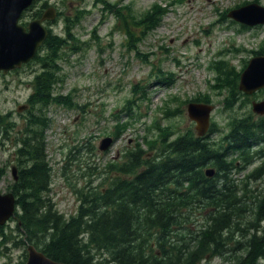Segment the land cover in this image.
I'll return each mask as SVG.
<instances>
[{"label":"trees","instance_id":"16d2710c","mask_svg":"<svg viewBox=\"0 0 264 264\" xmlns=\"http://www.w3.org/2000/svg\"><path fill=\"white\" fill-rule=\"evenodd\" d=\"M94 2L102 5L104 13H114L123 21L131 50L162 23L167 12L156 3L139 18L131 10L126 14V6H115L109 0ZM82 18H65L63 34H50L46 40V64L38 75L34 95L45 110L27 127L29 136L24 140L22 157L30 158V163L16 187L15 213L22 223L24 241L66 264H212L216 257L222 258L221 264H260L264 258V193L254 194L249 182L264 180V159L246 175L243 185L231 175L254 162L251 149L264 143V116L230 117L229 132L216 142L190 128L171 138L173 130L169 126L162 128L154 123L142 137L144 145L138 143L125 151L121 162L107 164V185L80 190L76 213L67 217L57 209L49 196L52 169L46 154L50 125L46 108L52 103L73 106V97L55 93L54 87L62 81L58 60L66 54L67 35L79 42L71 31ZM141 26L142 36L138 37L135 29ZM252 52L262 54L264 43ZM247 64L245 60L236 70L224 58L209 65L217 73L213 87L219 92L228 90L224 99L227 109L245 94L239 82ZM137 88L134 86V92ZM190 101L210 103L211 96L199 94ZM127 103L126 111L132 117L135 99ZM132 124L119 117L112 133L115 140ZM155 129L157 136L153 134ZM216 129L212 123L210 133ZM258 150L255 155L263 157V148ZM209 166L216 168L213 177L206 174ZM198 209L203 221L195 232L188 220ZM188 235L193 245L186 242Z\"/></svg>","mask_w":264,"mask_h":264},{"label":"rangeland","instance_id":"374dc122","mask_svg":"<svg viewBox=\"0 0 264 264\" xmlns=\"http://www.w3.org/2000/svg\"><path fill=\"white\" fill-rule=\"evenodd\" d=\"M48 1L58 2L65 12L54 30L58 34H63L65 18L83 17L71 31L79 42L67 35L68 44L63 49L66 54L58 60L62 81L54 87L55 93L71 95L73 106L52 103L46 108L50 119L46 154L52 169L49 196L67 217L76 213L81 203L80 190L107 185V164L121 162L125 151L138 143L144 145L142 137L154 123L162 128L169 126L173 130L171 138L189 128L197 133L196 123L187 112L191 98L199 94L211 96L208 103L214 106L211 121L217 129L207 136L210 142L221 140L229 132L230 117L249 115L254 119L257 116L252 110L253 99L247 94L242 95L232 109H227L224 99L228 90L219 92L213 87L217 84V73L209 68L212 61L225 58L240 70L245 60L255 56L252 51L263 45L264 25L247 26L228 16L229 10L254 0H109L115 6H126L125 13L131 10L137 17L156 3L167 8L162 23L150 31L135 50L127 45L123 21L114 13H104L100 3ZM257 2L264 5V0ZM142 30V26L135 29L138 37L142 36ZM238 48L240 51L235 52ZM163 73L171 86L167 80L165 84ZM134 86H138L136 92ZM30 92L25 84L18 85L10 77L0 78V109L13 108ZM260 97L264 99V93ZM129 99H135L131 104L132 117L126 111ZM119 117L133 124L108 150H101L104 138H115L112 133ZM19 126H23V121ZM153 134L157 136L158 131L155 129ZM259 147L264 154V143L258 144L251 149L254 162L246 170L232 173L236 183L243 185L246 175L264 159L255 155ZM13 151L5 144L1 146L0 168L9 164ZM11 181L10 172L0 175V191L6 193ZM249 186L256 195L264 193L262 179H251ZM202 221L203 213L199 209L189 215L188 223L195 232ZM192 239L188 235L186 242L193 245ZM21 250L15 249L11 263L25 264L20 257ZM221 263V257L212 259V264ZM260 264H264V258Z\"/></svg>","mask_w":264,"mask_h":264},{"label":"water","instance_id":"95a60500","mask_svg":"<svg viewBox=\"0 0 264 264\" xmlns=\"http://www.w3.org/2000/svg\"><path fill=\"white\" fill-rule=\"evenodd\" d=\"M32 0H0V71L14 69L34 56L39 44L47 37V29L39 30V23L31 24L30 32L18 26L17 21L22 10L31 4ZM228 16L233 20L247 25H264V5L250 2L231 9ZM54 19L55 15L48 16ZM264 88V53L253 56L240 77L239 89L252 94ZM214 106L208 103L190 102L187 106L189 117L196 122L199 136H204L210 127L211 113ZM253 110L264 115V100L253 103ZM114 142L113 137L101 141L100 149L108 150ZM206 174L212 177L214 168H208ZM16 210V196L0 192V225L5 224ZM26 264H66L49 258L33 245L29 246V258Z\"/></svg>","mask_w":264,"mask_h":264},{"label":"flooded vegetation","instance_id":"af4514ba","mask_svg":"<svg viewBox=\"0 0 264 264\" xmlns=\"http://www.w3.org/2000/svg\"><path fill=\"white\" fill-rule=\"evenodd\" d=\"M55 15V18L48 16ZM65 12L61 10L58 2L50 3L48 0H32L31 4L24 8L20 13L17 24L26 32H30L31 24L38 22L37 28L47 29L48 36L56 33L55 27L62 20ZM42 41L37 47L34 56L28 61L14 69L0 71V78H12L18 85L25 84L31 90L29 95L21 102L15 103L13 108L2 111L0 109V148L3 144L8 146V150L13 149L12 159H9V164H5L0 168V175L3 176L10 172L12 181L6 186L7 191L16 196L17 182L20 179L21 172L30 163V158L22 157L25 152L24 140L29 136L26 132L29 122L33 117L42 115L45 110L44 105L37 101L35 93L37 90L38 75L44 70L46 64V40ZM264 93V88L248 95L249 98L255 100H264L260 94ZM259 97V99H256ZM12 101V100H10ZM7 103V100L3 99ZM20 121H23V126H19ZM17 130V131H16ZM22 223L17 220V215H14L3 225H0V264H10L13 261V256L16 248H22L20 257L24 263L29 258V243H26L20 230ZM37 250H39L37 248ZM40 251V250H39ZM13 264V263H11Z\"/></svg>","mask_w":264,"mask_h":264},{"label":"bare ground","instance_id":"6f19581e","mask_svg":"<svg viewBox=\"0 0 264 264\" xmlns=\"http://www.w3.org/2000/svg\"><path fill=\"white\" fill-rule=\"evenodd\" d=\"M248 181V180H247Z\"/></svg>","mask_w":264,"mask_h":264}]
</instances>
